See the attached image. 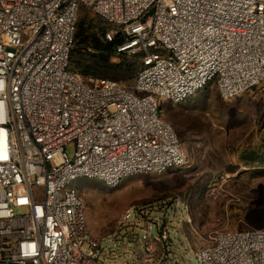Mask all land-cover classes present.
<instances>
[{
    "label": "built area",
    "instance_id": "obj_1",
    "mask_svg": "<svg viewBox=\"0 0 264 264\" xmlns=\"http://www.w3.org/2000/svg\"><path fill=\"white\" fill-rule=\"evenodd\" d=\"M82 9L139 60L132 89L71 72ZM212 83L225 102L264 83V0H0V264H264V228L194 248L182 195L96 239L73 187L183 167L160 105Z\"/></svg>",
    "mask_w": 264,
    "mask_h": 264
},
{
    "label": "rangeland",
    "instance_id": "obj_2",
    "mask_svg": "<svg viewBox=\"0 0 264 264\" xmlns=\"http://www.w3.org/2000/svg\"><path fill=\"white\" fill-rule=\"evenodd\" d=\"M79 20L91 22L89 35L97 39L109 30L86 9ZM74 51L80 53L72 58L71 70L80 76L76 63L94 52L80 41ZM127 59L139 65L138 59ZM134 78L122 84L132 89ZM160 107L182 144L186 164L161 175L129 177L113 189L96 180L76 181L91 235H108L132 205L173 195L184 196L189 205L194 248L206 246L221 231L264 228V83L226 102L212 83L181 105L164 102ZM67 151L71 155L72 146Z\"/></svg>",
    "mask_w": 264,
    "mask_h": 264
},
{
    "label": "trees",
    "instance_id": "obj_3",
    "mask_svg": "<svg viewBox=\"0 0 264 264\" xmlns=\"http://www.w3.org/2000/svg\"><path fill=\"white\" fill-rule=\"evenodd\" d=\"M91 29L92 25L90 21L84 20L80 23L79 20L75 36V46L78 41L86 44L89 43L91 50L94 52L86 53L85 57L80 62L76 63L77 70L79 71L78 74L80 75L79 77L81 79H84L83 77H93L95 79L110 80L120 85L136 77L139 65L130 62L125 55L117 53V47L121 45L123 41L117 38L112 42H108L105 39L107 31L102 33L101 39H97L95 35H89L91 34ZM78 53L80 52L77 51L76 53L73 49L70 57V70L71 60L74 58V55H78ZM114 59H117L119 62H113ZM71 72L73 71L71 70ZM73 73L76 75L75 72Z\"/></svg>",
    "mask_w": 264,
    "mask_h": 264
}]
</instances>
